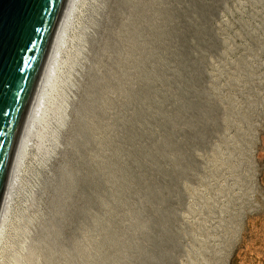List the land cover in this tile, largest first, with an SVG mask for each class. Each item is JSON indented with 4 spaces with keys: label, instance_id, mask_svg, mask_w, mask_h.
<instances>
[{
    "label": "rangeland",
    "instance_id": "1",
    "mask_svg": "<svg viewBox=\"0 0 264 264\" xmlns=\"http://www.w3.org/2000/svg\"><path fill=\"white\" fill-rule=\"evenodd\" d=\"M64 50L65 116L16 174L0 264H97L114 233L122 264L138 245L158 264H264V0H79ZM208 103L223 122L196 121Z\"/></svg>",
    "mask_w": 264,
    "mask_h": 264
},
{
    "label": "bare ground",
    "instance_id": "2",
    "mask_svg": "<svg viewBox=\"0 0 264 264\" xmlns=\"http://www.w3.org/2000/svg\"><path fill=\"white\" fill-rule=\"evenodd\" d=\"M79 0H65L64 6L62 8L61 14L59 16V19L57 21L53 36L51 38L37 83L35 85V88L33 90L28 109L26 112V115L24 117L23 124L21 126L20 133L18 135V139L14 148L10 168L8 171V176L6 180V184L4 186L2 197L0 201V241L3 234V229L5 226V215L8 208V203L11 195V187L13 183L16 181V174L19 171V169L22 166V162L25 159L27 153L29 152L30 147L33 145V150L35 153H40L41 151L46 150V146L48 143L50 144V141H55V132H56V126H61L64 118V108L63 105L60 102L58 103L57 98L59 94L58 92V78L56 77V74L59 75L60 68L62 66L65 67L66 59L68 58V54L66 55L65 45L67 43V36L69 34V30L71 27V21L73 17V13L77 7ZM68 52V51H67ZM65 55L67 57H65ZM70 58V56H69ZM68 58V61H69ZM64 64V65H63ZM69 64V63H68ZM67 65V64H66ZM69 66V65H67ZM66 66V67H67ZM63 67V68H64ZM68 68V67H67ZM186 83L191 82V77L187 79L186 77H183ZM63 91V90H62ZM62 91L60 93H62ZM201 97L208 98V94L201 90L198 92ZM62 95V94H61ZM63 96V95H62ZM62 100V99H61ZM63 101V100H62ZM199 108H198V107ZM188 108V107H186ZM190 109H197L196 111V121L201 122L204 125H212V124H220L223 122V116H219L216 110V106L214 104H207L205 106H199L198 104H194L193 106H189ZM136 119H142L145 117V113H142L141 110L139 111V108L137 109L135 113ZM192 124V122H191ZM202 135L201 133H198L196 137H200ZM172 139L169 140V146H166L168 148H174L172 146L171 142ZM158 149L159 154H161V142L154 143L152 145V149ZM165 148V147H164ZM183 149V147L181 146ZM179 150V148H177ZM34 153V152H33ZM45 153V152H44ZM43 153V154H44ZM165 154V152H162ZM42 154V156H43ZM38 156V154H37ZM40 156V155H39ZM168 156V155H166ZM42 158V157H41ZM174 162L176 160L174 159ZM180 167H178V164H175L176 170H181ZM120 182L124 181L122 178L119 179ZM6 189V190H5ZM118 195V194H117ZM148 197L151 198V203L154 204L152 200H161L163 203L161 190L158 188L156 190H151L148 193ZM99 202L103 204L104 206H107V202H105L103 199H99ZM137 227L142 229L145 227V222L143 220V216H141L139 213H134ZM169 220H172L174 218L173 214L168 212L166 214ZM164 211L159 212V218L156 220V227L159 226V228L162 230L163 233H165V225H164ZM166 219V218H165ZM106 226L103 228L104 232H110L111 228L110 225H108V222L105 224ZM113 231V230H111ZM114 232V231H113ZM163 233L158 235V238L162 240ZM156 236V235H155ZM154 235H150L148 238V242L152 243L156 247H159L158 244H160V241L155 237ZM110 241L108 246L103 242H99V248L100 252L97 256V264H122V258L126 256V251L132 250L129 247V245L126 246L125 251L121 248H118L115 253L107 252L108 247L111 246H117L120 244L119 241L116 239V234H111ZM171 237V236H170ZM164 245L166 246V242H164ZM161 243V244H163ZM107 248H105V247ZM54 247L56 248V244L54 243ZM144 248L140 245L136 246L134 251L140 254V257L138 255V259L136 260L137 264H158L156 260H149L144 255L141 257V254H143ZM86 254L85 249H81L80 251L76 252V255H84ZM125 254V255H124ZM173 255L170 256L172 259Z\"/></svg>",
    "mask_w": 264,
    "mask_h": 264
},
{
    "label": "water",
    "instance_id": "3",
    "mask_svg": "<svg viewBox=\"0 0 264 264\" xmlns=\"http://www.w3.org/2000/svg\"><path fill=\"white\" fill-rule=\"evenodd\" d=\"M65 0H0V201Z\"/></svg>",
    "mask_w": 264,
    "mask_h": 264
}]
</instances>
